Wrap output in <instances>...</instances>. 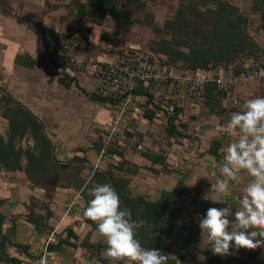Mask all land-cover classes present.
<instances>
[{"label":"crops","instance_id":"obj_1","mask_svg":"<svg viewBox=\"0 0 264 264\" xmlns=\"http://www.w3.org/2000/svg\"><path fill=\"white\" fill-rule=\"evenodd\" d=\"M90 6L88 0H0V138L6 141L9 129V120L3 115L5 106L1 102L2 96L6 95L12 99L8 104L9 108L15 109L20 105L45 126H65L61 139H52L53 148L63 152L62 149L69 147L70 142L81 141L73 126L81 114L85 122L88 117L85 116V106L78 102L79 96L73 100L71 93L75 86L90 96L87 93L90 88L95 89V80L73 73L70 75L76 78V82L66 87L61 84V74L53 66L37 63L38 58L46 51L44 35L37 27L54 31L57 37L71 41L66 46L70 57L93 55L98 58H116L120 54L117 51L119 44L113 40L109 41L112 38L108 35V27L96 18L97 15L105 14L94 10L93 7L90 10ZM81 11L89 13L82 15ZM111 36L113 37V34ZM33 61L35 64L32 66ZM217 67L211 70L215 71ZM256 81L258 80H254L255 85L252 87L237 84L232 95L238 94L243 98L253 95ZM219 95L223 99L222 92ZM90 99L99 102L91 96ZM242 110H245V107ZM98 112L100 111L95 112L94 120L102 115ZM234 112H229V115ZM197 117L196 121L191 122L190 127L194 130L192 136L179 137L182 145L172 144L179 148L177 153L170 152L167 145L163 146L160 153L147 149L141 156L148 166L161 168L168 164V167L174 170L169 171L170 173L164 170L155 173L150 171L149 179L152 180L154 176L155 185L158 181L161 192L173 190L181 181L191 191L189 196L182 194L179 203L181 207L186 205L193 209L198 208L192 215L194 239L168 249L162 246L167 242L166 238L157 239L155 243L145 241L141 244L144 248L157 249L168 255V264H216L217 259L220 264H243L245 261H249V264H264V248H240L238 251L233 250V254L229 256L214 255L210 248H201L202 230L199 221L212 207H232L234 216L244 195L243 189L252 177L246 172H241L237 180L229 181L230 192L228 196L220 198L221 203L204 198L207 194L209 197L213 195L210 193L212 183L224 178L220 173L222 157L231 139L235 137L230 139L221 135L224 125L216 114ZM145 128L146 125L140 126L143 131ZM144 132L155 134L157 131L151 128L150 131ZM29 134L23 138L28 143L27 149H31L30 139L34 141L31 134L27 138ZM191 140H197V150L193 149ZM213 143H220L219 155L210 152ZM25 151L21 154L20 165L16 170L7 169L0 162V215L4 216V221L0 224V263L22 264L41 253L51 232L56 229V242L49 245V251L57 263L111 264L106 249L101 248L99 252L93 253L84 244L86 238L91 244H104L105 240L98 229L93 230V226L85 222L82 213L73 212L63 217L65 204L77 197L79 192L68 187H57L55 191H50L47 187L33 183L26 172L28 161ZM78 154V151H75L69 158H79ZM125 156L127 159L133 158V153L128 150ZM87 163L88 161L85 162ZM177 164L186 169L183 177L175 171ZM199 169L202 170L196 175L195 171ZM99 170H103L102 166ZM213 172L216 175H212ZM204 175L207 177H201ZM31 219L38 220V224ZM201 255L206 259L202 261Z\"/></svg>","mask_w":264,"mask_h":264},{"label":"rangeland","instance_id":"obj_2","mask_svg":"<svg viewBox=\"0 0 264 264\" xmlns=\"http://www.w3.org/2000/svg\"><path fill=\"white\" fill-rule=\"evenodd\" d=\"M143 1H145L146 3V9L137 8L133 4L128 3L127 0H119V9L121 13L125 15L126 19L130 21L129 23H124V21L120 17L112 15L110 13H106L105 15L100 16L97 15L96 17L98 21L102 20L103 24L108 27V35L112 38L111 40L109 39V41L113 40L118 42L119 46L117 48V51H119L120 54L131 49H141L145 51H151L156 54H161L160 52H158L160 51V46L158 43L162 40L172 39L171 34L165 28L166 21L169 19H173L178 8L183 5H188L190 0ZM209 4L217 7L225 14L231 15V18L234 21V25L237 28V34H243V37L245 38V40H247L246 43H248L249 48L243 51L231 63L226 64L227 71L230 70L229 66L234 64V72L238 74L240 71V61L242 58L258 57L264 54V20L262 18L261 12L257 10L258 7L264 5V0H209ZM90 10H92L91 6ZM147 13L154 16L155 24L163 28V32L157 33L152 29V27L137 22L138 20H144ZM91 16L95 17L94 15ZM111 34H113V37L111 36ZM238 41L239 43H241L242 39L239 37ZM70 42L71 41H67L66 39H64L63 42H59V44L60 47L66 48V46ZM168 60L174 63H181L177 61L176 56L168 57ZM262 60L264 64V59ZM254 80H258L256 81V89L254 90V94H258L261 87L258 78L252 79L249 83L237 84L241 85L242 87H252L253 85H255ZM237 84L234 85L232 89H234ZM208 88L210 91L213 88L216 89L215 97H211ZM220 93L221 91L217 86L215 87L213 84H209L206 87V97L203 102L200 104L196 103L197 105L194 104V108H191V105L187 106V111L183 116L184 120H181V127L184 129L183 133L176 132V128L173 129L171 127L170 129H168V127H166L164 124L154 121L150 125L146 124V130L144 131H150L151 128L155 129L157 131L155 134L159 137V140H157L158 143L160 142V144L163 146L168 145L170 147V152L177 153L179 149L177 148V146L182 145V141L179 137L192 136V132L194 130L190 126L191 122L198 119L197 116L201 117L202 115H206L209 117V115L216 114L223 123H227V121L230 119L229 112L243 111L242 109H244L245 107L243 106V104H246V101H243L241 106L236 107L232 104V100H223L219 95ZM71 94L73 100L76 96H79L78 102L85 106L84 112L87 113V115L85 116L88 117V121L85 122L83 118L84 116L83 114H81L78 118L76 117L77 122L73 126V128H75L77 131L75 132L76 135L80 137L81 141L76 140V142H70L69 147L63 148V152H60L56 147L53 148L52 141L57 139L58 137L61 139V135L65 131V126H57L55 124L45 126L39 123L38 128L40 129V131L38 133V136L40 144L36 146L35 142L30 139L31 144L29 145L34 152L39 153L45 147L43 137H47V139L51 143V151L49 154H51L53 161L47 160V162H45V164L43 165V170L49 177H59V187L72 188L74 191L79 192V196L81 198L85 200L88 199L90 201V189L96 185H99L95 179V173L92 174L91 172L93 170V165H95L96 163L95 161L97 157V150L100 145L102 131L106 125V122L109 120L111 107L106 102L99 101L97 102V104L95 101H92L90 99V96L92 98V96L96 95V88L94 90L90 88L87 93L90 96H87L81 88H75L74 86ZM4 96L5 95L2 96L1 102L5 106V101L3 100ZM261 96H264V94H261ZM4 99L6 100L7 98L4 97ZM9 102L11 101H8L7 104H9ZM225 102L226 104H224ZM96 111H100L98 112V114L102 115H99L98 119L94 120V118L96 117ZM77 115H79L78 112ZM92 115L93 117H91ZM144 131L140 129V132L138 133L139 138H142L145 133ZM47 133L49 136L47 135ZM29 136L30 134L27 136V138ZM171 137H175V139ZM25 140L26 139H23L22 141L17 142V149L20 155L23 154V152L27 149L28 143ZM172 144H176L177 146H173ZM75 151H78L79 158H69L73 152L75 153ZM87 152L88 154L86 155ZM131 152L133 153V158L127 159L124 155V159L118 160L117 158H109L107 161L101 163L103 170L109 169L113 173L112 177L114 179H120L119 177H122L121 175H123L124 183L126 184L125 192L127 193L128 191L132 197H143L147 201H157L159 199L158 197L161 196L162 189L158 181H156L157 185H155V181L153 179L154 176H152V180L149 179L148 175H150V171L152 173H155V171L158 170H164L165 172H174V170L168 167V164H165V166L161 168H153L152 166H148L147 164H145V161L141 157L145 153H139L138 151ZM87 161L88 163L85 164V162ZM121 161L124 162L122 164L123 167L117 166ZM39 169L40 168L38 167V165L34 163L32 166V172L36 174ZM125 171L127 174H124ZM117 185L119 187L118 194L120 195V197L126 196L125 192H123V185L121 183H117ZM144 185H146L147 188ZM180 198L181 196L176 201H170L169 203H167V206L169 208L165 207L161 213L165 216H171L170 222L174 227L175 225L181 223L191 225L193 221L191 215V207L185 205L183 206V209H181L179 203ZM174 205L179 207L180 212H178L177 214H173L171 210L173 207H175ZM138 210L139 212L138 214H135V217H140V208ZM153 227L154 226H152V229ZM96 229L98 228H93V230ZM172 242L173 241L167 242V244ZM84 244L87 245L93 253L99 252L101 248H107L105 246V243L91 244L88 238L85 239Z\"/></svg>","mask_w":264,"mask_h":264},{"label":"trees","instance_id":"obj_3","mask_svg":"<svg viewBox=\"0 0 264 264\" xmlns=\"http://www.w3.org/2000/svg\"><path fill=\"white\" fill-rule=\"evenodd\" d=\"M127 2L133 4L137 8L146 9V3L143 0H127ZM88 3L94 10H99L102 14L110 13L120 17L124 23L130 22L126 19L125 15L121 13L119 9V0H88ZM263 6L264 5H261L257 10L261 12L264 20ZM86 13L89 12L81 11L82 15ZM137 22L152 27L157 33L163 32V28L155 24L154 16L149 13L145 15L144 20H138ZM165 28L171 34L172 39L160 41L158 43L160 51L158 52L167 58L176 56L177 61L181 62L186 68L202 70L215 68L224 64L226 65L231 63L237 56L249 48L243 34H237V28L234 25L231 15L225 14L217 7L209 4V0H190L188 5H183L178 8L173 19L166 21ZM37 30L44 35L46 47L44 55L38 58L37 63L50 64L53 68L61 70V76L59 77L61 84L66 87L72 86V84L76 82V78L66 71L71 61V57L67 53L68 48L54 46V42L57 41V34L54 31L40 27H37ZM239 37L242 39L241 43L238 41ZM34 64L35 61H33L31 65L33 66ZM209 92L211 97L216 96L215 88L211 91L209 90ZM4 97L7 99L5 100ZM4 97L5 110L3 115L9 120V129L7 140L5 141L0 138V162L3 163L7 169L16 170L21 161V155L17 149V142L30 133L36 146H38V144H40L38 136L40 131L38 128L39 122L29 111L25 110L20 105H17L15 109L9 108L7 102L12 101V99L6 95ZM92 98L106 103L113 102L111 98L103 97L97 93L92 96ZM171 127L173 129L176 128L173 120L168 129ZM43 140L45 142V147L41 152L36 153L31 149L25 151V156L28 161L26 172L33 183L47 187L50 191H55L56 188L59 187V177H49L43 170V165L47 160L53 161L51 154H49L51 151V143L45 136ZM219 148L220 143H213L210 152L213 155H219ZM120 156L124 159L122 154ZM34 163L40 168L36 174L32 172ZM123 163L124 162L121 161L117 166L121 167ZM112 174L113 173L109 169L97 170L94 176L98 184H111L117 192L119 191L117 183H121L123 185V192H125L126 184L124 183L123 175L119 177L120 179H114ZM124 174H127L126 171ZM125 194L126 196L120 197L121 207L130 210L131 219L136 223V238L140 242L151 241L155 243L157 239L164 240L166 238L167 242L173 241L169 244L165 242L162 245L168 249L173 246L184 245L194 239L195 228L193 221L191 225L181 223L174 227L170 222L171 216L161 214L165 207L169 208L167 203L170 201H176L182 194L186 196L191 195V191L185 187L182 181L171 191L163 190L157 201H147L143 197H132L128 191L127 193L125 192ZM88 202L89 200L87 199L85 208ZM174 206L175 207L171 210L173 214H177L180 212L179 207L176 205ZM139 208L140 217H135V214L139 212ZM180 208L183 209V207ZM196 209L191 208V215H193ZM84 218L85 222L91 224L93 228L97 227L96 222L86 217ZM31 220L35 224H38V220ZM3 221L4 216L0 215V224ZM152 226H154L153 229ZM105 246L107 247L106 242ZM216 264H220L218 259ZM243 264H249V261H245Z\"/></svg>","mask_w":264,"mask_h":264},{"label":"built area","instance_id":"obj_4","mask_svg":"<svg viewBox=\"0 0 264 264\" xmlns=\"http://www.w3.org/2000/svg\"><path fill=\"white\" fill-rule=\"evenodd\" d=\"M59 42H63V39L58 36L54 46L59 47ZM262 59L264 54L242 58L240 71L236 74L234 64L229 66L228 71L225 64L218 66L215 71L191 69L181 63L171 62L164 55L141 49L127 50L113 59L93 55L72 56L66 71L69 74L78 73L93 78L96 93L113 100L112 103H108L111 113L102 131L96 164L91 173L99 170L101 163L109 158L121 160L120 155L124 157L128 150L145 153L147 149H153L155 153H160L163 145L158 143L159 137L145 132L142 138H139L140 126L150 125L154 121L169 127L173 120L176 131L183 133L181 120L187 106L202 103L206 97V87L210 83L219 88L224 95L223 100H232L236 107L241 106L243 101L261 96L264 94ZM56 70L61 74V70ZM255 78L259 79L261 86L258 94L247 98L232 95L234 85L249 83ZM221 135L227 137L223 128ZM191 142L193 149L197 150L199 146L197 140ZM175 166L177 174L183 177L186 169L179 164ZM201 170L195 171V174ZM85 206L86 200L78 195L65 204L63 217L73 212L83 214ZM55 234L56 229L51 232L42 252L22 264H59L51 257L49 251V245L56 242Z\"/></svg>","mask_w":264,"mask_h":264},{"label":"clouds","instance_id":"obj_5","mask_svg":"<svg viewBox=\"0 0 264 264\" xmlns=\"http://www.w3.org/2000/svg\"><path fill=\"white\" fill-rule=\"evenodd\" d=\"M223 132L230 139L235 137L222 157L220 173L224 178L212 183L213 195L204 198L221 203L220 198L230 192L229 181L237 180L241 172L252 179L243 189L234 216L232 207H212L199 224L201 248H210L214 255L229 256L240 248H264V96L249 99L245 110L232 113ZM89 194L91 199L83 215L96 222L111 264H168V255L144 248L136 238L131 212L121 207L120 196L111 184L96 185ZM200 259L206 257L201 255Z\"/></svg>","mask_w":264,"mask_h":264}]
</instances>
